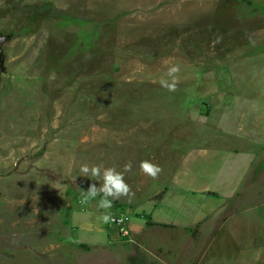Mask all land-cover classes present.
Instances as JSON below:
<instances>
[{
  "label": "rangeland",
  "instance_id": "1",
  "mask_svg": "<svg viewBox=\"0 0 264 264\" xmlns=\"http://www.w3.org/2000/svg\"><path fill=\"white\" fill-rule=\"evenodd\" d=\"M0 33V264H264V0H0ZM129 162L93 241L80 167Z\"/></svg>",
  "mask_w": 264,
  "mask_h": 264
},
{
  "label": "clouds",
  "instance_id": "2",
  "mask_svg": "<svg viewBox=\"0 0 264 264\" xmlns=\"http://www.w3.org/2000/svg\"><path fill=\"white\" fill-rule=\"evenodd\" d=\"M217 42H219L217 40ZM180 66L172 65L168 68L167 76L171 80L161 79L160 85L169 92L177 91L180 79ZM132 164L129 162L124 165L122 171H117L114 167H103V165L89 166L83 164L80 167L81 176L95 178L96 181H102L100 186L97 187L95 183L91 184L87 191L83 192V199L85 201L94 200L97 196L102 195L98 202V207L103 209L104 212L97 217L103 223L115 222L114 217L109 211L113 207V201L121 199L122 197L131 199L135 193L132 191L131 186L125 180V174L130 172ZM140 170L146 176L152 179H158L163 169L160 165L152 163L150 160H143L140 163Z\"/></svg>",
  "mask_w": 264,
  "mask_h": 264
},
{
  "label": "built area",
  "instance_id": "3",
  "mask_svg": "<svg viewBox=\"0 0 264 264\" xmlns=\"http://www.w3.org/2000/svg\"><path fill=\"white\" fill-rule=\"evenodd\" d=\"M115 219V222L108 223L110 226L118 228L120 235L130 236L129 223L131 220V214L125 210H118L111 212Z\"/></svg>",
  "mask_w": 264,
  "mask_h": 264
},
{
  "label": "crops",
  "instance_id": "4",
  "mask_svg": "<svg viewBox=\"0 0 264 264\" xmlns=\"http://www.w3.org/2000/svg\"><path fill=\"white\" fill-rule=\"evenodd\" d=\"M112 212H114V211H112ZM86 219L92 221L91 216H87ZM86 225H87V223H86ZM109 226H110V225H109ZM86 228H87L88 231L91 232L92 234L95 233V234L92 235L93 237L91 238V240H93V241L95 240L94 238L97 237V233H98V232H96V231H101V232H103L104 234H106V238H108V231H109V229L111 230L113 236H118V235L120 234L119 231H118V228L113 227V226H110V228L108 229L106 223H103V227H102L100 230H98V229L95 228V227H91V226H86ZM130 229L133 231V228H132L131 225H130Z\"/></svg>",
  "mask_w": 264,
  "mask_h": 264
},
{
  "label": "water",
  "instance_id": "5",
  "mask_svg": "<svg viewBox=\"0 0 264 264\" xmlns=\"http://www.w3.org/2000/svg\"><path fill=\"white\" fill-rule=\"evenodd\" d=\"M9 38L8 35H3L0 33V70H3L4 54H3V43Z\"/></svg>",
  "mask_w": 264,
  "mask_h": 264
}]
</instances>
